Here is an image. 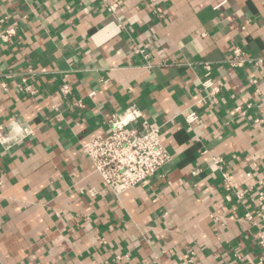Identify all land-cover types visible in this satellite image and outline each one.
<instances>
[{"label":"crops","instance_id":"0c3cea01","mask_svg":"<svg viewBox=\"0 0 264 264\" xmlns=\"http://www.w3.org/2000/svg\"><path fill=\"white\" fill-rule=\"evenodd\" d=\"M11 26L0 264H264V0H0V31ZM235 45L253 62L231 68ZM208 78L221 92L198 103ZM131 106L171 161L116 194L83 145Z\"/></svg>","mask_w":264,"mask_h":264},{"label":"built area","instance_id":"2783aa9c","mask_svg":"<svg viewBox=\"0 0 264 264\" xmlns=\"http://www.w3.org/2000/svg\"><path fill=\"white\" fill-rule=\"evenodd\" d=\"M108 8L111 13L116 14L118 5L112 4ZM1 22H4V19ZM16 33L15 26L2 29L0 41L10 44ZM263 60L259 59V62L263 63ZM225 61L231 68L241 69L253 62V59L246 51L235 45L230 48ZM203 68L210 72L213 67L211 63L204 62ZM28 89L30 88L25 90ZM201 89L204 91V96L198 103L213 99L221 92L222 87L213 78H208L201 83ZM60 91L64 98L71 93L68 84H63ZM183 118L189 126H194L199 121L200 115L197 110L191 109L183 115ZM107 125L110 129L109 135L99 136L85 143L83 152L91 160L104 184L114 193L121 194L141 184L171 161V156L163 144L160 129L142 120V113L135 106L129 107L123 113L113 114ZM0 142L8 143L9 139L0 133ZM227 177V174H224L225 183H229ZM257 188H259L258 216L264 220V180L260 181ZM252 191L253 187L244 189L239 195L244 197ZM245 219L251 221L253 215L248 212L245 214ZM260 244L264 247V235L260 236Z\"/></svg>","mask_w":264,"mask_h":264}]
</instances>
